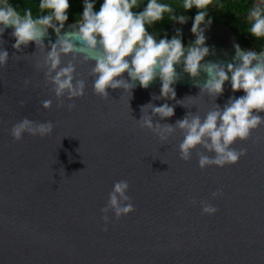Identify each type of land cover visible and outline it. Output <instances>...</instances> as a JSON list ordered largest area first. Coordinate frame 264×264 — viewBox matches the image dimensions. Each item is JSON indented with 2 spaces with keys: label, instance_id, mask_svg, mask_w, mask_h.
Segmentation results:
<instances>
[{
  "label": "water",
  "instance_id": "obj_1",
  "mask_svg": "<svg viewBox=\"0 0 264 264\" xmlns=\"http://www.w3.org/2000/svg\"><path fill=\"white\" fill-rule=\"evenodd\" d=\"M194 18L171 23L186 50L196 39ZM74 25L66 22L61 35ZM201 28L209 49L203 64L226 66L234 62L237 47L243 50L229 27L212 22ZM12 31L9 27L0 36V51L9 54L0 66V264H264V125L233 146L247 153L236 165L201 170L196 153L203 149L189 161L180 158L179 130L161 140L137 121L149 103L174 107L173 117H153L154 122L174 125L188 112L203 120L243 91L233 93L225 83L219 97L200 94L207 73L193 79L177 65L180 79L173 87L179 104L153 99L160 95L158 78L147 89L137 82L132 95L108 89L105 99L94 93L95 61L78 51L61 54V65L75 66L84 95L57 100L44 75L57 34L48 29L43 46L16 50ZM72 40L79 50L80 42ZM46 100L52 101L49 110L42 107ZM24 118L51 122L52 134H25L15 141L11 128ZM121 180L129 184L135 211L119 220L110 212L105 224L101 209ZM215 192L222 195L214 199ZM205 203L218 211L202 214Z\"/></svg>",
  "mask_w": 264,
  "mask_h": 264
},
{
  "label": "clouds",
  "instance_id": "obj_2",
  "mask_svg": "<svg viewBox=\"0 0 264 264\" xmlns=\"http://www.w3.org/2000/svg\"><path fill=\"white\" fill-rule=\"evenodd\" d=\"M212 2L213 0H182L185 12L197 9L191 28L196 39L187 50L179 32L170 40L157 39L149 33V26L163 21L166 13H173V7L161 0H148L146 7L138 12L134 9L140 7L141 0H103L99 11H94L92 0H84L82 16L77 17L73 31L64 35L61 32L69 18V0H40L39 9L47 14L38 18H34L30 9L21 15L9 0H0V36L11 27V35L15 39L12 47L20 50L33 43L38 48L43 46L48 29L57 34L56 42H50V51L44 62L46 83L52 86L57 100L66 97L72 101L84 95L85 83L76 79L75 66L71 62L66 66L61 65V54L70 55L78 51L86 60L95 61L91 73L94 77V93L105 99L109 97L108 89H120L123 93L132 95L137 82L141 88L147 89L158 78L161 81L160 95H154L153 99L176 101L173 85L180 79L176 72L177 65H183V72L193 79L198 78L201 71L207 73L208 79L200 87V94L219 97L224 92L225 83H230L233 93L243 91L244 95L230 98L223 108L217 104L206 113L203 120L198 114L188 112L174 125L154 122L153 117L165 120L174 116V107L168 103L162 106L152 103L142 106V116L137 120L142 128L153 131L161 140H166L179 130L183 136L179 144L182 160L189 161L192 153L201 148L204 151L196 153L201 170L211 166L224 168L236 165L247 154L246 149L237 151L233 147L236 142L248 141L252 133L264 125V117L260 115L264 113V51L257 54L237 47L234 62L226 66L217 63L203 64L209 49L204 46L205 29L201 25L212 23L211 19H206L207 9ZM262 5L254 6L248 15L251 22L249 34L255 39H264ZM171 19L180 24L186 22L185 15H173ZM72 37L80 42L79 50ZM97 52L100 55H89ZM8 58L7 51H0V66H6ZM42 107L45 110L51 109L52 101H43ZM58 107H63V104ZM74 107V104H70L69 110ZM148 112L151 115L146 114ZM53 127L51 122L35 123L24 118L11 128L10 134L17 142L25 134L44 138L52 134ZM205 152L212 155H206ZM128 190L127 181L114 183L106 206L101 209L105 224L109 223L110 212L119 220L135 211L127 195ZM212 195L215 199L222 193L215 192ZM192 203L195 204V201ZM201 208L202 214L209 216L218 211L206 203L201 204ZM104 230L107 231V228Z\"/></svg>",
  "mask_w": 264,
  "mask_h": 264
},
{
  "label": "trees",
  "instance_id": "obj_3",
  "mask_svg": "<svg viewBox=\"0 0 264 264\" xmlns=\"http://www.w3.org/2000/svg\"><path fill=\"white\" fill-rule=\"evenodd\" d=\"M11 5L23 15L26 10L30 9L34 18L41 15H46L47 12H41L39 9L40 0H9ZM94 3V11H99L103 0H92ZM148 0H141L140 7L134 11H142L146 7ZM163 3H168L173 7L172 14H165L164 20L149 26L148 31L157 39H171L176 34L171 29V16H193L197 14V9L185 12L182 7V0H161ZM70 9L68 11V21L76 23L77 17L82 16L84 0H69ZM259 5H262V0ZM255 0H213L208 7V16L206 19H211L215 24H221L229 27L233 33L238 37L242 44L243 50H264V39H255L249 34L251 22L248 19L249 11L254 7ZM264 6V5H262ZM181 37V36H180ZM183 44L185 39L181 37Z\"/></svg>",
  "mask_w": 264,
  "mask_h": 264
},
{
  "label": "rangeland",
  "instance_id": "obj_4",
  "mask_svg": "<svg viewBox=\"0 0 264 264\" xmlns=\"http://www.w3.org/2000/svg\"><path fill=\"white\" fill-rule=\"evenodd\" d=\"M261 0H255V5H259Z\"/></svg>",
  "mask_w": 264,
  "mask_h": 264
}]
</instances>
